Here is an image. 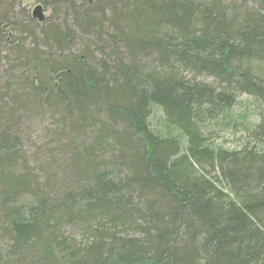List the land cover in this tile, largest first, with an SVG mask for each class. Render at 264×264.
I'll use <instances>...</instances> for the list:
<instances>
[{
    "label": "trees",
    "instance_id": "trees-1",
    "mask_svg": "<svg viewBox=\"0 0 264 264\" xmlns=\"http://www.w3.org/2000/svg\"><path fill=\"white\" fill-rule=\"evenodd\" d=\"M45 4L0 0V264H264V0Z\"/></svg>",
    "mask_w": 264,
    "mask_h": 264
},
{
    "label": "rangeland",
    "instance_id": "rangeland-1",
    "mask_svg": "<svg viewBox=\"0 0 264 264\" xmlns=\"http://www.w3.org/2000/svg\"><path fill=\"white\" fill-rule=\"evenodd\" d=\"M46 1L51 0H21V8H24L30 15L36 13L37 8L41 9V15L43 20L40 21L38 17L35 16V20L38 23H42L47 20L52 13L51 8L45 4ZM50 3V2H49ZM201 82L210 83L211 79L201 77L199 78ZM258 105L254 102V100L247 95H240L238 98V104L235 108V112L237 115H243V113L249 112L250 114V121L255 123L258 119ZM159 118V116H157ZM206 134L209 136L210 140L213 144L217 146H221L225 149L229 150H241L245 147L246 141L248 140L246 132L242 129V127H238L237 129H228L220 131L218 129H213L210 127H205ZM253 145V144H252ZM211 176H214V173H211Z\"/></svg>",
    "mask_w": 264,
    "mask_h": 264
},
{
    "label": "water",
    "instance_id": "water-1",
    "mask_svg": "<svg viewBox=\"0 0 264 264\" xmlns=\"http://www.w3.org/2000/svg\"><path fill=\"white\" fill-rule=\"evenodd\" d=\"M35 16L38 17V19H39L40 21L43 20V17H42V15H41V9H40V8H37L36 13L33 15V18H35Z\"/></svg>",
    "mask_w": 264,
    "mask_h": 264
}]
</instances>
